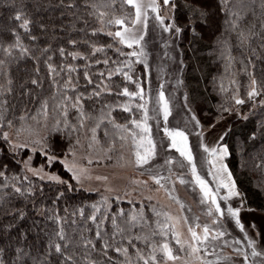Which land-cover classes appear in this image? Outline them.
<instances>
[{
	"label": "trees",
	"instance_id": "obj_1",
	"mask_svg": "<svg viewBox=\"0 0 264 264\" xmlns=\"http://www.w3.org/2000/svg\"><path fill=\"white\" fill-rule=\"evenodd\" d=\"M170 6L174 8L172 21L181 29L180 78L186 104L203 129L237 114L221 139L228 150L225 164L239 193L240 207L264 215V0H172ZM132 10L123 0H0V48L14 45L19 35L28 49L21 55L13 48L12 57L0 51V59L5 61L0 66V264H61L63 256L55 252L56 243L75 264H143L140 255L147 258L153 246L174 239L169 228L159 226L148 205L140 209L138 204L108 203L98 193L75 184L59 162L76 148L86 127H93L102 117V138L111 120L137 132L131 121L143 118L138 105L147 106L146 69L128 55L135 50L101 30L102 20L113 27L108 23L112 18ZM101 12L109 19L104 20ZM17 13L30 20L28 32L19 27ZM94 47L104 51L92 55ZM73 52L85 58L73 59L69 55ZM49 64L55 73L49 72ZM69 66L75 71L69 72ZM101 81L108 86L104 91L96 87ZM137 84L143 89V100L119 94L124 88L138 92ZM253 88L258 94L250 98ZM236 99L244 103L236 104ZM124 105L130 111H124ZM42 111L51 113L60 124L47 138L46 157L36 153L34 163L54 157L57 161L52 168L61 182L28 177L24 161L29 150H13L3 138ZM83 117L90 121L80 123ZM162 133L170 155L167 160L174 164L177 157L173 154L178 152ZM93 215L95 222L90 219ZM61 229L64 240L57 235ZM88 240L95 248L84 247ZM105 242L110 245L106 254ZM117 247L128 248L129 260L115 251Z\"/></svg>",
	"mask_w": 264,
	"mask_h": 264
},
{
	"label": "rangeland",
	"instance_id": "obj_2",
	"mask_svg": "<svg viewBox=\"0 0 264 264\" xmlns=\"http://www.w3.org/2000/svg\"><path fill=\"white\" fill-rule=\"evenodd\" d=\"M144 2L147 3L148 0ZM157 2L160 4L159 14L164 18L165 25H173L168 32L163 30L159 21L155 19L156 14L150 10H148L146 29L142 23L133 24L134 9L131 13L123 14L122 17L112 18V21L124 19V26L132 28L137 36L144 35L141 46L146 55L141 59L147 64L145 67L143 63L146 69V107L149 116L148 126L156 145L155 157L148 164L138 167L135 163V147L130 132H124L115 127L114 125L121 124L111 120L107 129H104L105 136L100 137L99 129L101 121L104 120L102 117V120L93 127L90 126L88 130L86 127V132H82L76 148L63 156L59 162L72 178L75 173L74 183L81 189L89 193H98L108 203L116 201L131 206L138 204L140 209L148 205L149 211L155 214L161 228H169L173 234H178V239L184 245V251L180 250L181 244L176 243V235L173 240L166 238L162 244L168 243L180 259L175 262L167 261L160 253L157 257L158 264H208L209 261L214 264L217 261L219 264H264V260L259 259L263 257L251 256L252 248L249 247V240L252 241V231L248 224L250 217H241L243 225V231H241L235 219L227 214L228 207L237 208L239 206V197L234 196L227 202L220 199L226 195V192L223 188H219V183L221 179L228 182V172L221 173L219 170L221 165L226 166L227 155L219 160L216 155L204 151L205 147L215 148L218 155L219 149L226 148L221 145V139L228 130L230 121L237 117V114L219 120L207 129L201 128L196 118L193 119L194 115L186 104L185 90L180 78L182 57L178 46L179 33L175 31L176 27L172 21L174 8L170 4L165 6L163 0H157ZM108 17L104 16V20H108ZM101 23V30L107 35L109 32L115 33L117 27H119L118 31L123 30L119 25L105 26L103 20ZM132 49L140 51L135 46ZM157 57H159V65L156 63ZM161 91L169 102L168 122L164 121L157 104ZM56 119L48 111L44 113L42 111L31 119L26 118L17 130H12L7 134L13 150L28 149L30 152L24 161V169L28 177L57 182L49 179L50 176H55L60 182L62 181L52 168L54 162L57 161L55 158L51 161L47 158L41 163H34L36 153L45 156L47 138L53 132L54 126L60 124V120ZM80 121V123H85L90 121V118L83 117ZM170 126L175 130L188 133L186 134L188 146L193 157L191 165L179 153H172L173 157H177L174 164L168 163L167 158H170V155L166 152L161 134L163 135L165 127L170 128ZM136 130L139 135V129ZM14 145H24V147L18 148ZM211 163L216 166H211ZM193 165H197L195 166L197 175L214 193H217L218 203L225 211L224 217L217 216L210 201L201 202L203 194L192 175ZM69 167L72 171L68 170ZM29 168L32 170L30 171ZM153 176L163 177L159 185L154 182ZM181 180L184 183H180ZM209 208L213 209L212 215H208ZM240 213L241 211L239 219ZM214 220L217 222L214 223ZM197 225L199 227H196ZM204 226L210 230L209 240L200 246V253L189 254L188 245L192 243L189 227L195 228L196 232L202 236ZM217 232H224V235L218 239H212ZM245 254L248 256L247 261L242 258ZM256 259L260 260L259 263Z\"/></svg>",
	"mask_w": 264,
	"mask_h": 264
},
{
	"label": "snow or ice",
	"instance_id": "obj_3",
	"mask_svg": "<svg viewBox=\"0 0 264 264\" xmlns=\"http://www.w3.org/2000/svg\"><path fill=\"white\" fill-rule=\"evenodd\" d=\"M123 2L127 5H129L132 9H134V21L133 24H143V27L146 29L147 28V15H148V10H150L151 12L155 13V19L159 21L160 26L163 28V30L165 32H168L172 29L173 25L169 24V25H165L164 22V18L159 14L160 11V4L157 2V0H148L147 3L144 2V0H123ZM171 3V0H163V4L165 6L169 5ZM101 17H103L105 15V13L101 12L99 14ZM15 20L20 22L19 23V27L22 28L25 32L29 31V24L31 23L29 19L23 17V15L21 13H17L15 16ZM108 23L111 24H115V25H119L122 27V31H116L115 33H111L109 32L108 35L110 36H114V38H118V41L120 44L125 45L128 48H133L138 47L140 49L139 52L137 51H132L131 53H129L128 55L132 56V57H136L135 63H145V67H147L146 61H144L143 59H141L142 57H144L146 55L144 48L141 46V41L144 40V35H139L137 36L134 32L132 28L126 27L124 26V19H116L114 21H109ZM175 31L177 33H179L181 31V29L179 27H176ZM95 34V33H94ZM32 39H35V37H32ZM72 43L74 44L75 41H72ZM111 45H109L110 47ZM15 48L17 50L20 51L21 55L27 54L28 49L25 48L23 46V44L21 43L20 37L19 35H16V43L14 45H10L9 47H2L0 48V51H2L3 53H5L8 57H12L13 56V52L12 49ZM45 51H47V49H45ZM60 54L61 56H63L65 54V50L63 48H61L60 50ZM104 51V49L102 47H94L93 48V52L92 55H95L97 52H102ZM123 54V53H122ZM69 55L72 56L73 59H84L85 57L81 56L80 53H69ZM49 59H51V57H49ZM5 63L4 60L0 59V66H3ZM104 63H107V60L104 61ZM131 66V62H129V67ZM48 69L50 73H55L56 69L49 64L48 65ZM69 72L75 71V68L69 66L67 69ZM117 73H119L121 71V69H116ZM101 76H103V73H100ZM125 78L128 80H131V77L127 74L124 73ZM85 78L88 79L89 83H92V81L88 78L87 73H85ZM111 78V73H109V79ZM9 83H11V81L9 80ZM33 84L37 83L36 80L32 81ZM68 83H71V80H69ZM256 81L253 80L252 84L255 85ZM65 87H67V84L65 85ZM96 87L98 89H100V91H104L108 88V86L106 84L103 83V81H101L100 84H97ZM137 88L140 89L139 84H137ZM100 92H96L95 95H99ZM120 95H124L129 97L130 99H134L136 97H139L141 100L144 99L143 96V89H140L138 92H129V90L127 88H124L123 91L121 93H119ZM258 93L256 92L255 88H253L252 91H250L248 93L249 97H254L256 96ZM236 104H243L244 101L242 99H236ZM76 104H79V97L76 98ZM76 104H74L73 106L75 107ZM157 104L159 105V110L162 111L163 113V117H164V121L167 122L168 116L170 115V109H169V102L168 100L165 99L164 93L161 91L159 93L158 96V100H157ZM138 108L140 110H142L143 112V118L142 120H132L131 123L134 125V127L136 129H139L140 134L138 135L136 132H131L127 126H122V125H114L115 127L121 129L124 132H130V135L132 136V140H133V144L135 147V163L138 167H142L146 164H148L150 162L151 159H153L156 155V145L151 137V129L148 126V120H149V116H148V110L146 107V104H140L138 105ZM81 111V115H83L82 109H78ZM123 110L124 111H130V107L128 105H124L123 106ZM193 119H195V117H193ZM164 134L165 136H167L169 138V140L171 141V147L174 148L181 157H183L185 160L188 161V163L191 165L192 164V152L191 149L188 146V137L185 135V133L183 131H178V130H169L167 128L164 129ZM5 140H8V136L5 133L4 137ZM121 139H124V137H121ZM14 147H24V145H14ZM205 152H209L211 155H216L217 159L222 160L224 158V156L227 155V148H222L219 149V154L217 155V149H209L207 147L204 148ZM49 161H51L52 159H54V157H48ZM168 163H171V161H168ZM183 166V165H181ZM67 167V165H66ZM29 170L31 171L32 169L29 168ZM69 171H72V168L69 167L68 168ZM221 173H227V168L226 166L221 165V168L219 170ZM36 174V173H34ZM0 175H3V173H0ZM192 175L196 181V183L199 185L200 187V191L203 194V199L201 202H205V201H210L211 204L214 206V211L215 213L219 214L220 217H224L225 215V211L222 210L220 204L218 203L217 200V193H214L207 185V183L201 179V177L199 175H197L196 173V168L193 165L192 166ZM42 178V177H41ZM73 178H76L75 173L73 174ZM50 180H56L57 182L59 181L58 177L55 176H50L49 177ZM152 179L154 180V182L156 184H160V180L163 179V177H156L153 176ZM227 180L228 182H225L223 179L220 180L219 183V188H223L226 192V195L220 197V199L224 200L225 202H227L229 199H231L234 196H238L239 193L236 191V186L235 183L231 180V173H227ZM180 183H184L183 180L180 181ZM161 187H163V185H160ZM219 188L217 189V192L219 191ZM17 192H20L21 189L20 188H16ZM94 208H96L95 205H93ZM227 214L235 219V223L240 227L241 231H243V225L241 224V221L239 219V209H233L232 207H228L226 209ZM213 209L209 208L208 210V215H212ZM83 213L81 212V215ZM90 219H92L94 222L96 221V217L95 215H93L92 217H90ZM132 220L135 221L136 220V216L133 215L132 216ZM187 222V221H185ZM214 223H216L217 221L214 220ZM114 227H116L115 223H114ZM196 227H199V225H197ZM99 228V225H98ZM122 231L121 229L117 228V232ZM189 233L191 234V240L192 243L188 245V248L190 249V253L189 254H197L201 252V245H204L207 243V241L209 240V228L207 226L203 227V235H199L195 228L189 227L188 229ZM57 235L59 236V238L61 240H64V233L63 230L61 229V231L59 233H57ZM174 235L177 236L176 239V243L177 244H181V241L178 239V234ZM224 235V232H217L212 239H218L220 237H222ZM96 237L97 239L101 238V233L98 230L96 232ZM139 238V237H137ZM129 243L131 244V240H129ZM88 245H92L93 248H95V244H93V242L91 240H88L85 242L84 247L87 248ZM51 247V245H50ZM65 248L68 247L67 244L64 245ZM110 247V245L105 242L103 245V248L105 250V254L107 252V249ZM249 247L252 248L251 251V256L252 257H257V256H261L264 255L260 252H258L254 246V242L249 240ZM55 248V252L58 254H61L63 256V261H72V257L69 255H66L62 252V246L59 243H56L54 245ZM181 251H184V245L181 244ZM115 251L121 255H123L125 257L126 260H129V253H128V248H120L117 247L115 249ZM159 252L162 254V256L167 260V261H173L175 262L176 260L180 259L179 255H176L173 252V249L169 246L168 243H163L161 244L158 248L156 246H153V253L145 258L144 256L140 255L139 258L141 260H143V264H149V262L151 261V264H158L157 261V257H156V252ZM205 253L206 249H205ZM139 255V253H137ZM244 259L245 261L248 260V256L245 254L244 255ZM63 261L61 262V264H63ZM72 264H75V261H72ZM94 264V262H93ZM130 264V261H129ZM208 264H214V262L209 261ZM215 264H219V261L215 262Z\"/></svg>",
	"mask_w": 264,
	"mask_h": 264
},
{
	"label": "crops",
	"instance_id": "obj_4",
	"mask_svg": "<svg viewBox=\"0 0 264 264\" xmlns=\"http://www.w3.org/2000/svg\"><path fill=\"white\" fill-rule=\"evenodd\" d=\"M210 162H212L211 158H210ZM211 166L215 167L216 164L212 165V163H211ZM227 172L229 173L228 169H227ZM231 180L233 181L232 176H231ZM240 206L241 205L239 204V206L237 208H233V209L234 210L239 209V212L241 211L240 221L242 220L241 217H243V216H249L250 217L248 224L251 228L250 231H252L251 239L254 242V246H255L256 250L258 252L264 254V215H261L260 213L253 211V210H250V209H244L242 207L240 208ZM261 257H263V259H261V258H259V259L261 261L264 260V255H261ZM259 259H256V261L258 263L260 261Z\"/></svg>",
	"mask_w": 264,
	"mask_h": 264
},
{
	"label": "bare ground",
	"instance_id": "obj_5",
	"mask_svg": "<svg viewBox=\"0 0 264 264\" xmlns=\"http://www.w3.org/2000/svg\"><path fill=\"white\" fill-rule=\"evenodd\" d=\"M156 61H157L156 63L159 65V57H157V60Z\"/></svg>",
	"mask_w": 264,
	"mask_h": 264
}]
</instances>
